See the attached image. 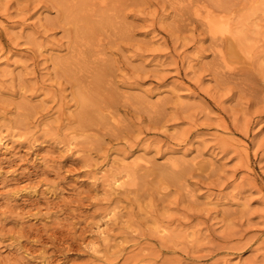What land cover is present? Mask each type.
Returning <instances> with one entry per match:
<instances>
[{
	"label": "rangeland",
	"instance_id": "obj_1",
	"mask_svg": "<svg viewBox=\"0 0 264 264\" xmlns=\"http://www.w3.org/2000/svg\"><path fill=\"white\" fill-rule=\"evenodd\" d=\"M0 149V264H264V0H0Z\"/></svg>",
	"mask_w": 264,
	"mask_h": 264
},
{
	"label": "bare ground",
	"instance_id": "obj_2",
	"mask_svg": "<svg viewBox=\"0 0 264 264\" xmlns=\"http://www.w3.org/2000/svg\"><path fill=\"white\" fill-rule=\"evenodd\" d=\"M104 1V0H101ZM113 2V0H112ZM213 10V9H212ZM198 12V11H197ZM201 17V20L203 19V21L205 22V24L207 25L208 31L210 32V34L217 39H221L223 36H225L226 34L231 33V30L229 28L228 25V21L227 18L223 17L222 15H211L209 12L203 13L198 12L196 13ZM203 22V23H204ZM3 136V135H2ZM2 138V137H1ZM1 150V149H0ZM139 158V157H138ZM142 159H139L137 161H134V164H138L139 161H141ZM144 161V160H143ZM131 162V161H130ZM142 164V163H141ZM144 164V163H143ZM130 166V165H129ZM132 166V165H131ZM137 166V165H136ZM139 166V164H138ZM133 167V166H132ZM114 180V179H113ZM113 182V181H112ZM116 182V180L114 181ZM118 183V182H117ZM118 188V187H117ZM25 192V191H24Z\"/></svg>",
	"mask_w": 264,
	"mask_h": 264
}]
</instances>
